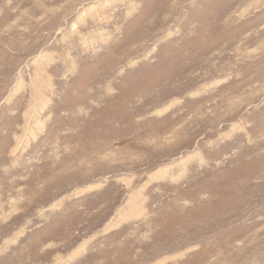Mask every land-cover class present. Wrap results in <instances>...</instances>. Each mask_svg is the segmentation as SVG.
Instances as JSON below:
<instances>
[{"label":"rangeland","instance_id":"rangeland-1","mask_svg":"<svg viewBox=\"0 0 264 264\" xmlns=\"http://www.w3.org/2000/svg\"><path fill=\"white\" fill-rule=\"evenodd\" d=\"M0 264H264V0H0Z\"/></svg>","mask_w":264,"mask_h":264}]
</instances>
